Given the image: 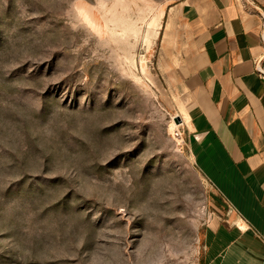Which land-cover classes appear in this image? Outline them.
<instances>
[{"label":"rangeland","instance_id":"obj_1","mask_svg":"<svg viewBox=\"0 0 264 264\" xmlns=\"http://www.w3.org/2000/svg\"><path fill=\"white\" fill-rule=\"evenodd\" d=\"M175 1L0 0V264L204 263L226 208L167 72Z\"/></svg>","mask_w":264,"mask_h":264},{"label":"crops","instance_id":"obj_2","mask_svg":"<svg viewBox=\"0 0 264 264\" xmlns=\"http://www.w3.org/2000/svg\"><path fill=\"white\" fill-rule=\"evenodd\" d=\"M264 0H176L163 53L185 142L226 208L203 264H264Z\"/></svg>","mask_w":264,"mask_h":264},{"label":"built area","instance_id":"obj_3","mask_svg":"<svg viewBox=\"0 0 264 264\" xmlns=\"http://www.w3.org/2000/svg\"><path fill=\"white\" fill-rule=\"evenodd\" d=\"M261 41L264 45V15H263V26H262V32H261ZM256 70L262 78H264V65H261V62L257 63Z\"/></svg>","mask_w":264,"mask_h":264},{"label":"water","instance_id":"obj_4","mask_svg":"<svg viewBox=\"0 0 264 264\" xmlns=\"http://www.w3.org/2000/svg\"><path fill=\"white\" fill-rule=\"evenodd\" d=\"M174 119H175V121L178 122V123H182V122H183L181 116H179V115L176 116Z\"/></svg>","mask_w":264,"mask_h":264}]
</instances>
